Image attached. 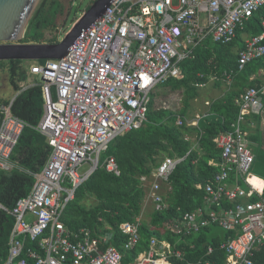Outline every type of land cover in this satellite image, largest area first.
Listing matches in <instances>:
<instances>
[{
    "label": "built area",
    "instance_id": "built-area-1",
    "mask_svg": "<svg viewBox=\"0 0 264 264\" xmlns=\"http://www.w3.org/2000/svg\"><path fill=\"white\" fill-rule=\"evenodd\" d=\"M263 6L264 0H111L64 58L30 66V76L37 81L23 85L17 94L42 88L43 115L35 129L46 137L51 152L41 171H26L35 179L31 192L11 208L0 203V209L14 219L6 264H126L112 243V227L72 231L64 222L68 206L99 167L109 144L147 121L150 95L158 85L184 78L182 62L194 58L207 38L232 43ZM262 28V34L249 37L238 52L240 71L264 57V20ZM234 75L233 70L226 72L223 79L230 83ZM14 99L0 104V173L17 168L12 155L24 130L32 127L13 113ZM235 103L239 114L232 131L215 139L222 151L220 170L205 185H198L206 193L205 206L165 226L173 234L191 236L217 225L234 234L220 245L226 254L224 264H254L256 252L264 245V181L251 173L255 155L247 146L244 124L250 115L264 113V84L248 88ZM177 125H184V120L179 118ZM182 160L165 157L152 172L150 198L155 211L168 209L162 184L169 183ZM85 163L90 170L80 174ZM104 164L120 175L114 158ZM252 180L261 184L256 186ZM224 203L229 207L224 208ZM213 205L220 210L214 211ZM140 225L139 220L119 225L120 234L127 238L125 250L133 251L138 245ZM27 240L36 247L26 249ZM214 252L208 246L203 257L188 264H219L212 258ZM184 260L183 252L171 242L152 238L149 249L129 264H183Z\"/></svg>",
    "mask_w": 264,
    "mask_h": 264
},
{
    "label": "trees",
    "instance_id": "trees-1",
    "mask_svg": "<svg viewBox=\"0 0 264 264\" xmlns=\"http://www.w3.org/2000/svg\"><path fill=\"white\" fill-rule=\"evenodd\" d=\"M73 2L74 0H69L67 7L63 0H43L29 22L22 42L58 43L56 36L58 33L54 34L58 20L64 17L65 21ZM263 20L264 6L255 12L243 30L238 31L237 37L243 32L250 36L260 35L263 31ZM59 26L61 28L63 25ZM235 41L236 39L225 45L214 42L211 37L207 38L196 48L194 58L182 62L184 78L170 79L162 85L173 93H180L182 108L178 111L167 107L157 109L153 100L144 125L140 129L117 137L109 144L101 155L99 167L79 187L74 201L65 212L64 222L69 229L79 231L83 228L97 229L110 225L115 232L112 243L124 255L126 264L133 262L140 253L147 251L152 238L169 241L176 246V249L181 250L185 257L183 264L203 257L209 245L215 249L212 258L217 259L219 264L225 263L226 254L220 249V245L233 237L232 232L214 228L215 235L212 229L208 233L203 231L187 237L171 233L165 225L183 213L205 206L206 193L197 189L196 185H205L220 170L209 165L211 160L216 162L221 160V151L217 148L214 139L230 131L231 124L236 121L239 107L235 105V99L243 95L248 88L262 86V82L250 81V77L264 68V57L248 64L240 71L238 54L233 49ZM37 62L44 64L47 60ZM25 63L24 61L0 62V69L8 64L9 82L16 93L22 89L20 84L26 82L30 76V67ZM232 70L235 73L234 77H237L231 84L227 96L212 103L207 117L200 121L199 128L188 127L184 118H188L190 100L199 96L197 85L208 82L214 75L223 79L226 72ZM201 75L204 77L201 78ZM10 101H3L0 104L7 105ZM43 106L44 97L40 86L15 96L13 113L26 120L32 127L24 130L12 155V161L17 168L11 172L0 173V203L8 208L13 207L21 197L28 195L34 186V177L26 171L31 173L41 171L49 158L51 148L47 139L35 129L42 118ZM178 117L184 119V125H177ZM251 117L253 124H256L255 133H252L253 141L258 144L254 151L256 157L254 165H256L264 162V150L260 147L262 142V136L259 134L260 116L252 114ZM188 136L190 139H187ZM165 157L183 159L172 173L169 186L165 187L162 193L168 209L161 212L152 209L149 213L150 220L141 221L138 245L133 251H127L124 249L127 238L120 234L119 225L124 222H137L142 216L146 186L141 179L150 178L154 169ZM109 158L115 159L120 175L107 170L104 162ZM257 173L264 178V169ZM252 183L256 186L261 184L258 180H252ZM93 197L97 203L88 207L85 202ZM253 200H258V197H254ZM228 207L229 204L224 203V208ZM213 210L220 209L213 205ZM13 225L14 219L0 209V264H6L8 260ZM192 245L195 246L194 249L191 248ZM34 247L36 244L27 240L26 249ZM253 260L254 264H264V245L258 249Z\"/></svg>",
    "mask_w": 264,
    "mask_h": 264
},
{
    "label": "water",
    "instance_id": "water-1",
    "mask_svg": "<svg viewBox=\"0 0 264 264\" xmlns=\"http://www.w3.org/2000/svg\"><path fill=\"white\" fill-rule=\"evenodd\" d=\"M40 2L41 0H0V62H37L64 58L82 30L89 28L103 15L111 0H96L61 42H14L27 30V22Z\"/></svg>",
    "mask_w": 264,
    "mask_h": 264
},
{
    "label": "rangeland",
    "instance_id": "rangeland-1",
    "mask_svg": "<svg viewBox=\"0 0 264 264\" xmlns=\"http://www.w3.org/2000/svg\"><path fill=\"white\" fill-rule=\"evenodd\" d=\"M42 1L43 0H41L39 5L42 3ZM63 1L65 2L66 6L69 7V5H68L69 0H63ZM95 1L96 0H74L68 14L67 15L65 14L66 15L65 21H64V17H60V19L58 20V26H57L54 34L58 33L56 36H57L59 42H61L67 36V34L74 28V26L78 23V21L81 19V17L84 15V13L89 9V7L91 5H93V3ZM175 2H177V0H175ZM39 5L37 6V8L39 7ZM67 7H66V9H67ZM37 8L35 9V11L37 10ZM35 11L32 14V16L30 17V19L28 20L26 26H28L31 18L35 14ZM59 25H63V26L60 28ZM25 32H26V30H25ZM25 32L21 33L18 36L17 40H14V42L22 43ZM243 33H241L235 41V45L233 48L235 52L238 51V48H240V46H242L244 44V40H245L244 36L247 34H243ZM33 63H34L33 61L26 62L25 65L27 67H30ZM236 77L233 78V82L235 81ZM240 78H241V75H240L239 79ZM9 79H10L9 78V66H8V64H6L2 69H0V102H2V103H3V101H10L11 99H13L17 95L16 92L14 91L13 87L11 86ZM36 81L37 80L34 77L29 76L28 80L24 83H21L20 86L23 87V85L36 83ZM162 85L163 84L158 85L159 90L157 91V97L155 100L156 107H168V108H173L175 110H179L181 107L180 93L179 92L172 93L168 88H162ZM152 96L153 95L151 93V95H150L151 99H152ZM202 109H203V107L201 106L200 108H198L196 110V112L200 113V112H202ZM261 162H263V161H261ZM90 167L91 166L89 163H85L79 169L80 174H84L87 171H89ZM263 169H264V162L254 165V169L252 168L251 172L253 173V175L259 176V175H257L258 174L257 171H263ZM96 203L97 202L94 199V197L87 199L85 202V204L88 207H91V206L95 205ZM144 207H145V205H144ZM145 208L146 209H145V213L143 216V220L148 221L150 219L149 213L152 211L153 207L149 203L147 205V207H145Z\"/></svg>",
    "mask_w": 264,
    "mask_h": 264
},
{
    "label": "crops",
    "instance_id": "crops-1",
    "mask_svg": "<svg viewBox=\"0 0 264 264\" xmlns=\"http://www.w3.org/2000/svg\"><path fill=\"white\" fill-rule=\"evenodd\" d=\"M263 32V31H262ZM262 32H261V34H262ZM243 34H245V33H243ZM239 36V35H238ZM245 37V40H244V44L242 45V46H240V48H238V51L236 52L237 54H238V52L240 51V49L245 45V42H246V40L249 38V37H252V36H250V35H245L244 36ZM238 37H236V39H237ZM234 78V77H233ZM183 79V78H182ZM179 80H181V79H179ZM260 81V82H262V85L264 84V68H261L259 71H257V72H255V73H253V75L250 77V81ZM205 83V82H204ZM218 83H221L219 86H216V84H218ZM233 83V79H232V81H230V83H228V81L227 80H224V79H217L216 81H214V80H209L208 82H206L205 84H206V86L204 87V88H201V87H199L198 85H197V87H198V93H199V96L197 97V98H195V99H193V100H190V102H189V109H188V112H187V117L188 118H184L185 120H186V125L188 126V127H194V128H199V123H200V121L203 119V118H205V117H207V114L209 113V111H210V109H211V105H212V103L213 102H215V101H218V100H221V99H224L226 96H227V94H228V92L230 91V86H231V84ZM164 85V84H163ZM163 88V87H162ZM159 90V88L157 87L153 92H152V95L154 96V98H153V96H152V99H151V103H152V101L154 100V102H155V100H156V97H157V91ZM247 90V89H246ZM173 93V92H172ZM174 93H177V92H174ZM17 94V93H16ZM181 98H182V96H181ZM180 102H181V107H180V109L182 108V104H183V102L181 101V99H180ZM150 103V104H151ZM235 105H236V103H235ZM156 106V105H155ZM203 107V109H202V112H200V113H198V112H196V110L198 109V108H200V107ZM157 109L159 108V107H156ZM164 108H166V107H164ZM168 108V107H167ZM169 109H172V110H175V109H173V108H169ZM179 109V110H180ZM175 111H178V110H175ZM252 115H250L247 119H246V122H245V124H244V130L247 132L246 134L248 135V137H247V139H248V141H247V146H248V148L249 149H251L252 150V152L254 153V151H255V149L258 147V144L257 143H255L254 141H253V135H252V133H255V125L256 124H253V117H251ZM260 116V135L262 136V142H261V145H260V147L262 148V149H264V113H262V114H260L259 115ZM182 119L181 117H178V119ZM178 119H177V121H178ZM183 119V120H184ZM233 124V123H232ZM231 124V125H232ZM230 131H232L231 129H230ZM230 131H228V132H230ZM227 132V133H228ZM223 134H226V133H223ZM221 135V134H220ZM219 135V136H220ZM218 136V137H219ZM218 137H216V138H218ZM215 138V139H216ZM187 139H190V136H188L187 137ZM215 139H214V142H215ZM217 148L218 149H220L218 146H217ZM220 151H221V149H220ZM221 153H222V151H221ZM255 155V154H254ZM255 159H256V157H255ZM220 161H215V160H211L210 162H209V165H212V166H214V167H217V168H219L218 167V163H219ZM212 163H215V164H212ZM253 168V167H252ZM154 175H151V177L148 179V181L147 182H145L144 184H145V186H146V198H145V207H147V205L150 203L151 205H152V207H153V209H154V205H153V202H152V199L150 198V194H151V186H152V183L154 182V177H153ZM235 178V177H234ZM234 178H232V179H234ZM262 178V177H261ZM262 179H264V178H262ZM230 182H232V181H230ZM169 184V183H168ZM167 183H163L162 184V189H161V193H164V191H165V187H167V186H169ZM198 185L199 184H197L196 185V187H197V189H198ZM203 185V184H202ZM245 187V186H244ZM246 188V187H245ZM32 190V189H31ZM31 192V191H30ZM144 207V209H143V212H142V216L139 218V221L141 222V221H143V216H144V213H145V208ZM201 208H203V207H201ZM199 209V208H198ZM197 210V209H196ZM193 212V211H192ZM150 220V219H149ZM148 220V221H149ZM214 228H219L220 229V227L219 226H217V225H211L210 227H208V228H206V229H204L203 231H207V233H208V231L209 230H212L213 229V234L215 235V233H216V230L214 229ZM202 231V232H203ZM201 232V233H202ZM194 235H197V234H193V235H191V236H194ZM187 237H190V236H187ZM9 242H10V240H9ZM210 246V245H209Z\"/></svg>",
    "mask_w": 264,
    "mask_h": 264
},
{
    "label": "clouds",
    "instance_id": "clouds-1",
    "mask_svg": "<svg viewBox=\"0 0 264 264\" xmlns=\"http://www.w3.org/2000/svg\"><path fill=\"white\" fill-rule=\"evenodd\" d=\"M140 129V128H139ZM221 161V160H220ZM252 171V170H251ZM252 173V172H251ZM253 174V173H252ZM255 176V175H254ZM256 177H258V178H260L261 180H263L264 181V179H262L261 177H259V176H256ZM243 186H245L244 184H243ZM155 210V209H154Z\"/></svg>",
    "mask_w": 264,
    "mask_h": 264
},
{
    "label": "flooded vegetation",
    "instance_id": "flooded-vegetation-1",
    "mask_svg": "<svg viewBox=\"0 0 264 264\" xmlns=\"http://www.w3.org/2000/svg\"><path fill=\"white\" fill-rule=\"evenodd\" d=\"M23 43V42H22Z\"/></svg>",
    "mask_w": 264,
    "mask_h": 264
}]
</instances>
